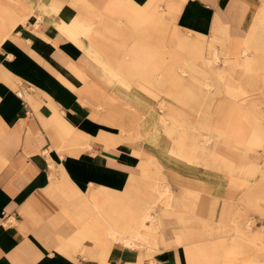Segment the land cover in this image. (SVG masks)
<instances>
[{
    "label": "crops",
    "instance_id": "obj_1",
    "mask_svg": "<svg viewBox=\"0 0 264 264\" xmlns=\"http://www.w3.org/2000/svg\"><path fill=\"white\" fill-rule=\"evenodd\" d=\"M20 1L22 6L11 11L13 15L24 16L28 2L35 4L40 17L37 24L35 17L17 23L11 35L0 41V155L5 160L0 166V264H102L97 257L102 244L96 237L82 238L76 250L65 246L80 222L65 209L72 213L82 200L90 203L91 192L99 186L122 189L141 164L137 149L157 156L167 173L174 171L175 176L201 180L204 170L211 184L217 182V169L224 168L229 154L227 149L221 153L216 143L202 166L169 150V135L155 124L160 121L149 95L153 92H143L137 82L131 86L128 80L135 75L115 66L135 62L130 54L139 45L134 26L140 22L146 27L141 17L147 14L160 16L162 59L167 67L178 51L176 44L189 31L218 46L225 43L233 56L241 55L247 36L255 30L252 22L261 0ZM147 40L143 37L141 43L147 45ZM180 53L179 57L185 56ZM162 73L167 77V87L161 88L162 114L185 110L184 102L175 98L181 93L170 87L174 76L169 70ZM259 79L264 96V72ZM88 81L98 85L103 95L116 97V106L126 103L142 112L144 138L124 139L106 148L99 134L121 133L110 123L117 121L104 116L101 107L81 100L80 89L89 91L92 86ZM222 95L226 102L215 108L212 103L209 109L230 110L238 105L233 94ZM166 103L173 108L166 109ZM79 136L81 148L71 153L70 142ZM157 142L162 144L158 151ZM64 175L82 193L66 197L59 188L65 187ZM151 251L143 249L144 258L139 260L137 250L118 243L109 248L104 264H149L151 258L158 264H189L184 247Z\"/></svg>",
    "mask_w": 264,
    "mask_h": 264
},
{
    "label": "bare ground",
    "instance_id": "obj_2",
    "mask_svg": "<svg viewBox=\"0 0 264 264\" xmlns=\"http://www.w3.org/2000/svg\"><path fill=\"white\" fill-rule=\"evenodd\" d=\"M80 1L82 3V0ZM21 2L20 0H8V2L0 0V41L11 35L12 29L19 22H25L35 17L33 22L38 23L37 19L40 16L35 12V4L28 2L25 4L26 13L24 16L17 17L12 14L11 11L16 10L18 5L22 6ZM258 8L252 22L255 30L249 33L241 49L243 64L247 68L243 80L244 85L256 87V89L259 87V90L254 89L257 91H255L257 99H250L246 103L244 113V117L251 120L250 122L255 128L254 137H250L248 140H237L236 144H233L234 149L238 153H242L241 157L246 155L249 150L258 149L260 139H264V113L258 108V104H264L259 80V72L264 69V59L262 58L264 57V0H261ZM141 20L146 23V27L140 22L134 26L139 38V45L137 48H132V53L135 56L133 61L146 62L148 66L151 65L153 70H157V73L151 76L152 80L150 81L157 87H167L166 73L163 77L162 70H169L170 74L174 76V79L172 77L170 79L171 90L175 89V93H181L179 97L175 96L176 100L180 102L190 99L198 101L196 102L197 107H190L195 111L192 113L197 119L211 122L213 114L208 110H210L215 97L228 94L232 90L224 80L225 72L233 70L237 59H231L224 54L225 43L218 46L216 41H207L204 37L189 31L182 42L176 44L178 51L184 52L185 56L179 57V54L181 56L182 53L176 51L173 60L167 67L163 62L165 59H162L160 16L147 14L142 16ZM143 37H147V45L141 43ZM103 51L111 54V50L107 48H103ZM180 58L182 59L180 60ZM219 59L223 60V64L218 63ZM115 66L120 71H127L131 68L130 64L125 63H118ZM133 69L136 68L133 67ZM123 81L121 80L122 84ZM88 83L92 85L89 91L84 88L79 91L81 100L89 103L92 107H101L104 110L101 112L104 116L117 121L110 123L117 125L121 133V136H118L116 132L110 130L102 131L98 138L105 143L106 148L117 145L124 139L144 138L140 129L142 112L131 110L126 103H119L121 107L119 104L116 106V97L108 94L105 96L93 81H88ZM135 86L139 89L143 87L138 82ZM240 99L243 101V98ZM233 108L230 109L232 113L228 112V116L232 114V119H236L237 114L233 110L239 108L237 105H234ZM157 116L160 121L157 123L160 127L163 126L164 132L171 139L169 150L175 154L179 153L189 162L205 166L206 158L212 152L210 149H213L211 145L214 146L215 141L219 138L216 131L207 130L204 126H191L192 120L189 115H185V112L174 111V116H172L185 125L184 129L168 126L167 114H162L161 111ZM222 117L226 119V112ZM79 138L80 136L71 140L69 145V149H72L71 153L77 152L81 148ZM191 142H194L195 146L191 145ZM197 148L202 152V156L194 155ZM137 154L141 157V164L137 172H133L129 176L128 182L122 189L99 186L91 192L90 203L82 200L72 213L65 209L67 214L73 215L74 220L80 221L76 222L79 225L77 232L65 246H72V249L76 250L82 238L96 237L102 244L101 251L97 253L102 264L107 261L109 248L118 243L122 247L137 250L139 260L144 258L141 253L143 248H148V251H163L167 248L184 247L189 264H216V262L229 264V255L240 250V247L236 245L231 248L230 238H239L241 241L255 243V239H250L247 230L249 225L246 223H237L236 226L234 225L236 232L228 235H222V232L225 231L222 227L211 225L214 214L216 216L219 214L217 219L223 222L228 221L231 217V204L226 198H233L236 194L232 183H229L227 188L215 182L208 183L203 179L192 180L188 177L175 176L173 175L174 171L170 170L167 173L166 166L157 156L149 154L144 149H137ZM4 161L0 155V166ZM223 163L224 173L229 174L230 178L231 174L237 170L243 174L247 170L254 173L260 169L256 165L253 168L249 166L246 168L243 165V159L226 158ZM263 182L264 169L260 181L245 184L247 189L240 195V199L246 201L249 207H256L262 212H264ZM173 183L178 184L180 188L175 189ZM62 184H65V187L68 184L67 189L62 188V185L59 187L66 197L74 198L77 194L82 193L66 175H64ZM218 197H224L225 200L221 203ZM239 239L237 240L240 241ZM258 246L260 247L259 244ZM149 264L158 263L151 258Z\"/></svg>",
    "mask_w": 264,
    "mask_h": 264
},
{
    "label": "rangeland",
    "instance_id": "obj_3",
    "mask_svg": "<svg viewBox=\"0 0 264 264\" xmlns=\"http://www.w3.org/2000/svg\"><path fill=\"white\" fill-rule=\"evenodd\" d=\"M225 42V41H224ZM227 43V42H226ZM224 44V43H221ZM231 49L227 48L225 46L224 48V54L226 56L230 57L231 59H237V64L234 66L233 70L226 71L225 73V81L228 84L229 87H231L230 93L233 94V102H238L237 107L239 109L233 110L235 114H237L236 119H232V114L228 116V112H231L232 110H219V109H210L208 110L213 114V119L211 122H204L203 119H197L195 115L192 112H195L191 110L190 107H197L198 101H195L193 99H190L189 101H185L182 103V106L185 107V110H180L178 112H185V115H189L192 122H190L191 126H198V127H206L207 130L216 131V135L219 136V138L215 141V144L217 143L218 148L221 153L226 152V149L228 150V159H234V160H242L243 159V165L249 166L250 168H253L254 165L259 166V170L255 171L250 174L243 175L240 171H237L230 175L227 173H224V168H218L217 172L218 175L215 176L216 181L215 183H218L220 185H223L228 188L229 183H232V187L235 190L236 194L232 198H226L228 200V203L231 204V217L228 219V221H219L217 218L220 216L217 214V216L214 214V217L211 219V225L214 227H222L225 229V231L222 232V235H228L233 234L236 232L234 227L237 223L241 224H248L249 228L247 229L249 231L250 239H255L254 242H247L244 240H240L239 238H230L231 242V248L236 245L240 247L239 251H236L229 255L230 262L229 264H264V212H262L260 209L256 207H249V204L244 201L243 199H240V195L246 191L247 186L245 184L252 183V182H259L262 170L264 169V139H260V146L258 149L249 150L246 155L241 157L242 153H238L234 149L233 144H236L237 140H248L250 137H254L255 134V128L253 127L251 120H248L246 117H244V113L246 110V103L252 99L256 98V90H259V87L256 89V87H249L244 85V76L247 71V68L243 64V56L241 55H234L232 52L230 53ZM130 54L135 59L134 54L132 53V50L130 51ZM240 60V62H238ZM219 64H223V60L219 59ZM131 67L128 71L135 75L134 79L128 80L131 81V86H134V83L138 82L139 85L143 86L141 89H144L143 91H150L153 92L149 95L153 97L154 100V114H159L162 107L161 98H163V94L161 87H157L151 84V76L157 73L156 69H152L151 65H147L146 62H130L129 63ZM139 66V67H138ZM142 66H146L145 68ZM135 67L136 69H133ZM264 71L259 72V77H261L262 73ZM248 73V72H247ZM249 74V73H248ZM137 76V78H136ZM260 80V79H259ZM130 86V85H129ZM256 89V90H254ZM256 91V92H255ZM165 96L168 97L166 94ZM164 96V97H165ZM166 97V98H167ZM225 95L219 96L216 99L212 101L214 105H212L214 108L216 106L219 107L220 103L226 102ZM264 97V96H263ZM228 98V97H227ZM240 98H243V101H241ZM168 99V98H167ZM246 99V100H245ZM245 100V102H244ZM257 101V100H256ZM218 104V105H216ZM165 108H173L170 103L164 104ZM264 104H258V108L261 110V112L264 113ZM134 109V108H133ZM174 111L170 109L169 111L166 110L165 114H167L168 119H176L172 116H174ZM226 112L227 117L226 119L222 117L223 113ZM232 113V112H231ZM167 119V120H168ZM177 120V119H176ZM264 121V119H263ZM170 123L176 128L184 129L185 125L182 124L179 120V122H167ZM264 123V122H263ZM155 124H158L155 122ZM243 130V131H242ZM256 137V135H255ZM240 138V139H239ZM257 138V137H256ZM222 140H232V142H223ZM262 140V141H261ZM247 143V142H244ZM194 145V142H191V145ZM161 142L155 143V150H161ZM212 147L213 144L211 145ZM212 150V148L210 149ZM195 156H202V152L199 151V149H195L194 151ZM258 163V164H257ZM262 167V168H261ZM205 168V167H204ZM247 168V167H246ZM248 171V170H247ZM209 175V174H208ZM206 175V172L203 170L202 172V179L210 181L209 176ZM260 175V176H259ZM212 179V178H211ZM264 184V182H263ZM173 186L175 189L178 188V184L173 183ZM219 202H223L225 200L224 197H218ZM220 210V209H218ZM242 219H241V218ZM244 219V220H243ZM217 220V221H216ZM222 222V223H221ZM239 223V224H240ZM224 225V226H223ZM235 225V226H234ZM232 230V231H231ZM239 239L240 241H238ZM241 242V243H237ZM260 245V247L258 246ZM263 246V247H262ZM148 250V248H143ZM150 251V250H149ZM216 264H220L219 262H216Z\"/></svg>",
    "mask_w": 264,
    "mask_h": 264
}]
</instances>
